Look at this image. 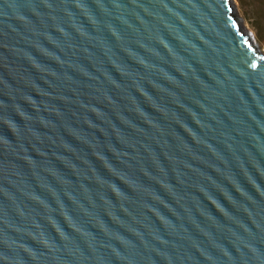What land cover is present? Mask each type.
<instances>
[{
	"label": "water",
	"instance_id": "obj_1",
	"mask_svg": "<svg viewBox=\"0 0 264 264\" xmlns=\"http://www.w3.org/2000/svg\"><path fill=\"white\" fill-rule=\"evenodd\" d=\"M233 0H0V264H264V53Z\"/></svg>",
	"mask_w": 264,
	"mask_h": 264
},
{
	"label": "trees",
	"instance_id": "obj_2",
	"mask_svg": "<svg viewBox=\"0 0 264 264\" xmlns=\"http://www.w3.org/2000/svg\"><path fill=\"white\" fill-rule=\"evenodd\" d=\"M259 39L264 40V0H238Z\"/></svg>",
	"mask_w": 264,
	"mask_h": 264
},
{
	"label": "rangeland",
	"instance_id": "obj_3",
	"mask_svg": "<svg viewBox=\"0 0 264 264\" xmlns=\"http://www.w3.org/2000/svg\"><path fill=\"white\" fill-rule=\"evenodd\" d=\"M235 6H236V11L239 17L242 18V22L243 25L245 26V28L248 30L249 35H251V39L253 40V42L258 45L259 49L264 53V40H261L257 37L256 32L253 30L250 21L248 20V18L246 17V15L244 14L241 5L239 3L238 0H233Z\"/></svg>",
	"mask_w": 264,
	"mask_h": 264
},
{
	"label": "bare ground",
	"instance_id": "obj_4",
	"mask_svg": "<svg viewBox=\"0 0 264 264\" xmlns=\"http://www.w3.org/2000/svg\"><path fill=\"white\" fill-rule=\"evenodd\" d=\"M258 46V45H257Z\"/></svg>",
	"mask_w": 264,
	"mask_h": 264
}]
</instances>
